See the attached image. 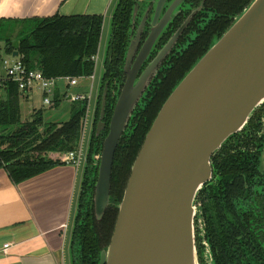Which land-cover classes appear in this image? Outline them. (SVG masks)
Returning a JSON list of instances; mask_svg holds the SVG:
<instances>
[{
	"label": "trees",
	"instance_id": "1",
	"mask_svg": "<svg viewBox=\"0 0 264 264\" xmlns=\"http://www.w3.org/2000/svg\"><path fill=\"white\" fill-rule=\"evenodd\" d=\"M218 4L219 17L207 34L184 52L182 69L171 73L156 88L145 108L133 115L114 154L110 196L120 202L130 176L131 166L161 106L175 86L194 64L219 39L253 0H223ZM134 0H119L112 14L111 36L104 61V73L95 106L88 143L86 168L71 241L73 264H98L99 253L111 240L118 211L109 207L101 220H96L92 196L97 169L90 168L91 156L98 154L108 133L115 104L113 85L122 65L128 39ZM7 25L21 27L18 41L6 40L0 46L3 54L14 52L28 69L40 71L46 78L82 77L94 74L103 27L102 16H59L22 20L0 19V30ZM108 84L105 128L98 136L95 127L100 115L101 94ZM0 93V168L15 183L23 182L63 164L61 154L76 150L80 144L87 102L70 105V116L63 123L44 122L42 111H34L29 121L20 120L19 92L10 84ZM66 101L65 91L55 89L49 108ZM264 103L249 118L245 127L230 136L212 156L213 177L198 192L202 203L205 238L210 245L214 264H264V174L260 172L264 149ZM12 128L6 132L7 128ZM263 128V129H262ZM261 132H263L261 134ZM198 263L204 264L195 234Z\"/></svg>",
	"mask_w": 264,
	"mask_h": 264
},
{
	"label": "water",
	"instance_id": "2",
	"mask_svg": "<svg viewBox=\"0 0 264 264\" xmlns=\"http://www.w3.org/2000/svg\"><path fill=\"white\" fill-rule=\"evenodd\" d=\"M165 2L153 0V28L132 68L138 38L128 46L127 81L101 150L91 156L90 168L97 169L94 216L99 221L109 207L118 211L110 243L100 251L98 264H199L195 204L198 192L212 178L211 158L264 103V0H253L172 90L131 166L121 201L110 196L114 154L149 75L146 72L135 82L138 69L182 0H174L158 21ZM107 91L106 83L96 136L105 128Z\"/></svg>",
	"mask_w": 264,
	"mask_h": 264
},
{
	"label": "crops",
	"instance_id": "3",
	"mask_svg": "<svg viewBox=\"0 0 264 264\" xmlns=\"http://www.w3.org/2000/svg\"><path fill=\"white\" fill-rule=\"evenodd\" d=\"M116 4V0H0V19L95 15L103 17V31ZM80 167L61 164L20 183L0 168V264H71Z\"/></svg>",
	"mask_w": 264,
	"mask_h": 264
},
{
	"label": "flooded vegetation",
	"instance_id": "4",
	"mask_svg": "<svg viewBox=\"0 0 264 264\" xmlns=\"http://www.w3.org/2000/svg\"><path fill=\"white\" fill-rule=\"evenodd\" d=\"M134 1L136 14L133 25H131L133 20L132 16L130 26L127 30L128 43L126 51L130 43L132 41H136L137 38L138 45L134 51V56L129 68L133 67L142 46L151 33L155 14V4L153 3V0ZM173 1L174 0H166L158 21L161 20ZM222 1L223 0H182V2L176 7L173 16L163 28L162 33L154 43L148 56L138 69L135 82L139 81L144 73L148 72L149 75L146 79L143 91L137 100L135 108L131 112V117L127 127L130 124L132 116L138 114L140 110L145 108L146 104L152 99L154 90L158 88V86L169 76V74H176L179 69H182L184 52H186L192 43L196 40L202 39L207 34L206 32L209 31L210 26L219 17L217 6L218 4L221 5L223 3ZM126 51L120 67V72L113 84L115 86L114 94L116 95L115 103L128 78V74L125 70ZM162 52L164 53L161 54ZM261 123L262 126H264V118L261 119ZM262 133L263 132H261V134ZM263 154L264 149L261 154L260 166V172L264 174ZM195 205V234L198 239V244L201 247L203 262L204 264H214L210 245L205 238V222L201 211L202 203L198 200ZM262 246L264 248V240L262 242Z\"/></svg>",
	"mask_w": 264,
	"mask_h": 264
},
{
	"label": "rangeland",
	"instance_id": "5",
	"mask_svg": "<svg viewBox=\"0 0 264 264\" xmlns=\"http://www.w3.org/2000/svg\"><path fill=\"white\" fill-rule=\"evenodd\" d=\"M118 2V0H116ZM110 23L109 20L103 28L102 35L100 38L99 48L97 52V60L95 63L94 70V80L90 79H81L79 81L78 86L70 88V93H83L86 94L89 92L92 86V99L88 111V124L86 133L83 137L82 148L85 153H87L88 143L90 139V130L92 127L93 114L95 110L96 103L99 97V87L103 78V70H104V61L106 58V50L108 46V42L110 39ZM21 27L15 25H7V27L0 30V46L3 47L5 45L6 40L18 41L21 35ZM2 59L9 60V56L3 54ZM60 87L64 90V84L61 83ZM2 96L3 93H0ZM70 105L71 103L68 101H63L59 106H54L53 108H49V106L43 105V97L42 93L39 89H33L31 92L27 94L25 98H19V109H20V120L22 122L29 121L31 119V115L34 111H42L44 122L47 123H63L68 120L70 116ZM12 128H7L6 132H9ZM1 130V129H0ZM62 155V154H61ZM264 155V154H263ZM264 157V156H263ZM83 174V169L85 168V160L80 165ZM263 167H264V159H263ZM82 177V176H81ZM78 196V195H77Z\"/></svg>",
	"mask_w": 264,
	"mask_h": 264
},
{
	"label": "built area",
	"instance_id": "6",
	"mask_svg": "<svg viewBox=\"0 0 264 264\" xmlns=\"http://www.w3.org/2000/svg\"><path fill=\"white\" fill-rule=\"evenodd\" d=\"M96 63L97 56L92 57ZM84 79L82 77H58V78H46L40 71L34 69H28L20 57L9 56V60L1 59L0 61V91L6 89L10 84L16 85L19 92L28 94L33 89H39L43 97V105L50 106L55 89H60V84H64L65 99L70 103L75 102H87V109L83 119V130L80 144L76 150L69 151L61 155L60 159L64 165L78 168L86 158V153L82 148L83 137L86 133L88 124V111L92 99V86L88 93H70V88L76 87L79 81ZM94 80V74L89 78ZM9 245L4 246V250Z\"/></svg>",
	"mask_w": 264,
	"mask_h": 264
}]
</instances>
